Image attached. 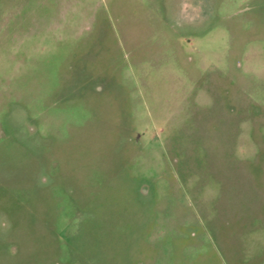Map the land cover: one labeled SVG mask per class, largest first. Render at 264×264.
Returning <instances> with one entry per match:
<instances>
[{
  "label": "rangeland",
  "instance_id": "obj_1",
  "mask_svg": "<svg viewBox=\"0 0 264 264\" xmlns=\"http://www.w3.org/2000/svg\"><path fill=\"white\" fill-rule=\"evenodd\" d=\"M0 264H264V0H0Z\"/></svg>",
  "mask_w": 264,
  "mask_h": 264
}]
</instances>
